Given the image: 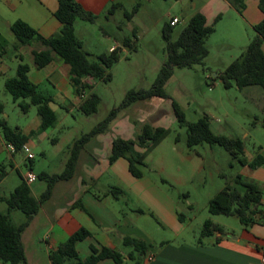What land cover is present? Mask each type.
<instances>
[{"label":"rangeland","instance_id":"374dc122","mask_svg":"<svg viewBox=\"0 0 264 264\" xmlns=\"http://www.w3.org/2000/svg\"><path fill=\"white\" fill-rule=\"evenodd\" d=\"M120 1L124 3L126 10L132 13V19L128 20L124 13L119 11L115 14L113 21L107 23L103 20L99 26L102 25L107 30L118 33L119 40L115 41L114 36L112 42L119 46L121 58L110 70L112 74L110 82L97 81L93 89L85 91L86 98L93 93L101 98L98 112L87 116L74 108H69V111L60 107L54 108L61 122L64 118L77 120L71 132L78 136L90 132L107 119L114 109L122 105L129 91L152 88L161 67L167 60V43L162 36L164 25L170 22L173 16H179L181 22L174 27L173 32V40H177L193 16L192 7L194 5L200 7L207 0ZM233 22L235 20L232 13L225 15L217 32L208 38L209 55L203 64L174 70L173 76L165 87L167 99L138 101L126 109H120L116 115V118L128 115L132 122L137 124V133L145 123L151 124L152 119L163 117L162 127L169 128L170 132L148 154L143 172L144 176L157 181L169 197L179 205L181 213L184 214L182 222L188 225L185 238L189 240L204 238L201 234L207 220L214 224L225 225V231L242 227L234 217L212 215L209 212V202L227 185L244 192V188L236 185L234 179L238 175L243 177L245 175L243 166L222 147L204 143L189 149L186 145L187 127L181 126L176 119L170 118L173 115L172 102L181 108L188 123H195L207 117L214 134L242 139L245 144V155L248 158L255 157L260 147L264 146V128L260 124L252 126L256 118L262 119L264 116L258 104L247 98V93L235 85L226 89L217 78V75L233 62H229V56L234 55L238 58L256 36L243 23L244 21H240L242 28L234 26ZM118 23L122 24L120 30L117 29ZM87 26L89 29L86 31L83 29L86 39L85 49L104 48L105 39L100 27L89 24ZM243 26L246 27L243 29ZM81 35L79 32V36ZM249 35L253 37L252 40H249ZM125 38L130 39L133 48L124 47ZM2 40L6 43L8 50L6 62L12 65L16 61L17 53L14 44L17 40L14 34L7 30L2 31ZM89 60L96 61L97 56L89 54ZM24 63H30L29 57ZM257 88L262 90L260 87ZM0 101L4 105L1 120L5 119L12 128H19L26 132L34 127L35 122L40 118L35 106H32L28 113L21 109L19 104L29 101L15 102L6 90L3 79H0ZM59 131L58 129L49 130L54 135H59ZM177 136L180 139L179 142H176ZM16 154V161L21 168L14 170L7 166L9 174L0 184V215L8 211L7 204L1 198L10 196L21 183V177H26L29 172L25 163L26 155L23 152ZM34 154L36 164L43 160L38 149L34 150ZM6 155L5 152L2 156ZM46 188L47 183L37 179L31 190L34 197L39 199ZM128 193L123 199L122 206L134 218L135 225L156 240L170 239L171 230L157 216L149 202L136 193ZM11 218L14 225H20L26 220L25 214L18 210L12 212ZM47 227V221L41 214L35 225L28 231L27 229L24 231L27 264H49L45 258L46 255L42 253V251L47 252L45 243ZM121 249L126 255L132 251L129 247L121 246ZM80 256L85 259V253L82 250H80ZM125 264H135V262L127 260Z\"/></svg>","mask_w":264,"mask_h":264},{"label":"crops","instance_id":"0c3cea01","mask_svg":"<svg viewBox=\"0 0 264 264\" xmlns=\"http://www.w3.org/2000/svg\"><path fill=\"white\" fill-rule=\"evenodd\" d=\"M77 1L85 11L99 16L98 21L95 23L78 20L75 24V32L83 44V49L90 55L98 57L119 48L117 44L112 42L114 36L115 41L119 40L118 33L111 32L104 26H99V24L103 20L110 23L119 11H122L125 16L127 10L124 3L120 0ZM113 3H121L123 9L117 10L114 15L107 18L105 13ZM244 3L245 8L242 13L231 5L228 0H207L200 7L194 5L192 10L193 15L197 12L205 15L207 25L214 26V33L217 32L218 26L225 15L232 13L235 20L233 22L234 26L242 28V24H240L242 22L240 21H244L243 23L255 36L254 26L264 19V13L259 9L258 0H244ZM57 9V0H0V38L2 39L3 30L11 31L12 24L19 20L29 24L45 38L54 36L62 28L61 22L55 16ZM219 16L220 19L217 20ZM175 17L179 18L177 15L172 18ZM179 20L181 22L180 18ZM87 24L100 27L105 39L103 42L104 48L85 49L86 39L83 29L85 31L89 29ZM117 27L120 30L122 24L118 23ZM244 27L246 26H243V29ZM79 32H81V36H79ZM248 38L252 40L253 37L249 35ZM14 49L17 55L16 61L12 65L6 62L7 47L6 53L0 56V79H3L4 86L7 79L16 76L14 74L17 72L18 65L21 62L24 63L26 58L29 57L30 63L28 65L31 68L29 79L38 87L41 93L53 99L52 109L60 107L67 109V111H69V108L81 111L82 99L86 97L85 95L82 97L76 95L71 81V67L69 64L56 58L48 66L38 69L34 64L33 51H41L44 49L43 46L34 43L16 48L15 43ZM235 58L234 55L229 56V62L234 61ZM91 83L95 86V81H91ZM242 91L247 93V98L258 104L264 114V91L257 87L245 88ZM0 104L3 105L1 101ZM162 118L152 119L150 125L162 127V124H164ZM170 118L176 119L174 112ZM76 121L75 118H64L63 122L58 119L55 127L36 134L29 140L27 144L32 151L38 149L43 156V160L37 164L35 163L36 158L32 163L25 160L29 172L32 171L38 177L41 173L60 175L65 171L74 144L93 130L80 136L72 133ZM40 125L41 119L39 118L34 127L26 132L21 131L25 135H29L37 131ZM137 128V124L132 122V119L126 115L116 118L105 132L99 133L87 141L80 149L73 176L68 180H61L55 184L51 198L42 205L39 213L32 219L26 231L35 225L41 214L47 221L48 227L45 236L47 252L42 251V253L46 255L45 258H47L49 264H51L50 251L55 250L81 228H86L92 233V237L77 245L79 255L80 250H82L85 253V259L91 254V245L106 246L122 251L123 239L129 236L140 239L151 246L145 256L144 264H262L264 257V224H253L248 227L241 224L240 229L225 231L221 236L217 234L202 239L189 240L185 238L188 225L180 219L179 214L182 213L179 205L169 197L157 181L146 176L142 178L134 177L125 158L110 163L109 156L112 152L114 139L121 137L132 140L137 134ZM57 129L60 130L59 135L49 132V130L54 131ZM7 146L8 144L4 141L0 130V165L5 167L7 172L5 178L9 174L7 166L14 170H20L21 168L16 161L17 154H11ZM5 152L7 155L2 156ZM258 154L264 157V146L260 147ZM243 174L247 180L260 187L264 202V165L255 170L244 166ZM22 178L25 179V176H22ZM35 182L29 184L30 188ZM114 187L121 188L124 197L116 199L109 195V190ZM128 192L136 193L149 202L151 208L158 214L157 216L171 230L172 237L170 239L156 240L149 233H145L135 225L134 218L122 206L123 199L129 194ZM182 215L184 216V214ZM218 225L225 229V225ZM205 238H208V240H203ZM22 241L25 247L24 236H22ZM149 256H152L150 261L148 260ZM127 260L130 259L126 257L125 263ZM0 264L3 263L0 262ZM100 264L116 263L111 259H107L101 261Z\"/></svg>","mask_w":264,"mask_h":264},{"label":"trees","instance_id":"16d2710c","mask_svg":"<svg viewBox=\"0 0 264 264\" xmlns=\"http://www.w3.org/2000/svg\"><path fill=\"white\" fill-rule=\"evenodd\" d=\"M58 9L56 18L61 22V30L52 37L45 38L37 30L24 21H16L11 26L17 42L16 48L38 43L44 47L41 51H33L34 64L42 69L51 64L56 58L69 64L71 67V81L77 96L82 97L85 91L94 88L91 81L108 83L112 80L110 70L121 58L120 48H115L110 53L102 54L96 61L89 60V53L83 49V44L75 32V24L78 20L89 23L98 21L99 16L89 13L83 9L77 0H57ZM240 13L245 8L244 0H228ZM259 1V9L264 13V0ZM119 9H123L121 3H113L105 13V17L114 15ZM125 17L132 19V13L125 11ZM173 18H171L172 20ZM220 19V16L217 20ZM170 22L166 23L162 30V36L167 43V60L161 67L153 86L149 90L129 91L122 105L114 109L109 117L95 127L89 134L79 139L71 150V156L65 171L60 175L41 173L38 179L47 183V188L39 199L35 198L29 184L23 179L8 197L1 200L8 206L6 214L0 215V262L3 264H27L26 251L22 241L24 231L29 227L32 219L39 213L42 205L51 198L55 184L61 180L70 179L75 170L80 149L92 137L107 130L108 125L116 118L120 109H126L138 101L150 100L153 98L167 99L165 87L174 74L176 68H192L195 65L203 64L209 55L207 47L208 38L215 32L214 26L207 25L204 14L195 13L187 27L182 31L177 40H173L174 27ZM256 36L249 43L246 50L236 58L217 78L226 89L235 85L243 90L249 87H260L264 91V19L254 26ZM124 47L133 48L129 38L123 40ZM6 53V43L0 38V56ZM22 61V60H21ZM30 66L21 62L17 67L16 76L7 79L6 90L13 97L14 101L28 100L21 102L19 106L28 113L32 106L37 108L38 116L41 119L39 129L29 135H25L21 129L12 128L5 119L0 121V130L4 141L15 146L17 152L22 146L36 134H40L57 125L58 118L51 107L53 99L45 96L38 90V87L29 79ZM101 98L93 93L82 99L80 110L83 114L90 116L98 112ZM172 109L177 122L187 127L186 145L189 149L207 143L211 146H219L226 149L231 156L241 165L255 170L264 165V157L257 154L253 159L245 155V144L240 138H230L216 135L212 132L207 117L199 119L195 123H188L181 108L172 102ZM4 106L0 104V114ZM261 125L264 128V116L256 118L252 126ZM170 129L165 127H154L145 123L135 138L126 140L117 137L113 141L112 152L109 156L110 163L120 158H125L129 163V170L136 178L144 177L143 167L145 159L169 134ZM177 136L176 142H179ZM29 162V161H28ZM32 163V161H30ZM7 175L5 167L0 165V183ZM234 183L244 188V192L238 189L225 186L209 202V212L212 215H224L236 218L245 227L253 224H264V202L259 186L247 180L242 175L235 178ZM123 190L118 187L111 188L109 195L116 199L123 196ZM82 207V205L80 204ZM15 210L21 211L26 220L20 225L12 223L11 213ZM143 213V211H141ZM180 219L183 215L179 214ZM225 230L212 221L207 220L201 237L223 235ZM92 237V233L86 228H81L67 240L62 242L55 250L50 251L49 259L51 264H100L101 261L111 259L116 264H125L128 257L135 264H144L145 256L151 246L135 237H125L123 247L132 248L126 255L122 251L106 246L91 245V254L82 259L77 250V245ZM219 238V237H218Z\"/></svg>","mask_w":264,"mask_h":264},{"label":"built area","instance_id":"2783aa9c","mask_svg":"<svg viewBox=\"0 0 264 264\" xmlns=\"http://www.w3.org/2000/svg\"><path fill=\"white\" fill-rule=\"evenodd\" d=\"M179 23H180L179 18L175 17V18H173L171 20L170 25L171 26H177ZM7 147H8V149H9V151H10L11 154H16L17 153V150H16V148H15L14 145L9 144ZM21 151L26 155L27 161H33L36 158V155L34 154V152L32 151V149L30 148V146L28 144H24L22 146ZM37 179H38L37 175L34 174L32 171L28 172L27 175H26V177H25V181L28 184H32L33 182L37 181ZM148 260L149 261L152 260V256H149L148 257ZM262 264H264V257L262 259Z\"/></svg>","mask_w":264,"mask_h":264}]
</instances>
